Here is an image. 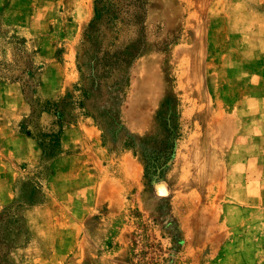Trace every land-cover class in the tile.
Returning a JSON list of instances; mask_svg holds the SVG:
<instances>
[{"label": "rangeland", "instance_id": "1", "mask_svg": "<svg viewBox=\"0 0 264 264\" xmlns=\"http://www.w3.org/2000/svg\"><path fill=\"white\" fill-rule=\"evenodd\" d=\"M191 1L0 0V264H264V0L203 6V186Z\"/></svg>", "mask_w": 264, "mask_h": 264}, {"label": "bare ground", "instance_id": "2", "mask_svg": "<svg viewBox=\"0 0 264 264\" xmlns=\"http://www.w3.org/2000/svg\"><path fill=\"white\" fill-rule=\"evenodd\" d=\"M207 1L208 0L191 1V5L193 8H191L190 19L187 26V40H189L190 43L189 46L181 49L179 53L175 55L176 57L182 58L181 67L184 73V78L181 81V83L184 89L189 91L190 94H192L191 98L195 100L194 103L201 102L202 104H204V107L199 106L200 109L197 112L193 113V116L198 120V122L199 121H201L202 123L204 122L203 131L202 132L200 131L204 139L203 141L201 140L195 143L196 148L193 149L191 153L192 155L190 154L191 158L187 156L188 161L190 163L189 165L190 168L188 167L190 170L188 169L189 170L188 172L191 171V175H193L194 179L196 177L195 180L200 186H203L209 182L211 183L212 181L217 180L219 176H221V173H219L217 169L213 171L209 170L211 169L209 168L211 167V164L207 156L208 153L205 150L207 147L206 142L208 143V138H210L209 136L210 135L219 136L218 141L219 144H221L222 141L225 140V137L231 131L230 129L231 126L229 124L230 123L229 117L227 121L225 120V118H227L225 111L224 110H221L220 112L214 111L209 98L205 95V92L202 89L203 87V81H202L203 78L201 72L202 65L200 66V64L201 62H203V60L201 61V54H202L201 45L203 41V24H204L203 15L205 13L203 6L207 3ZM170 8L171 7H169L167 10H163L161 15L165 20L166 24H170L172 20ZM139 109L140 108H138V110ZM195 160L197 161L195 162ZM186 186H188V184H186L185 187ZM202 225L203 224L200 222V226H199L200 229H202Z\"/></svg>", "mask_w": 264, "mask_h": 264}, {"label": "trees", "instance_id": "3", "mask_svg": "<svg viewBox=\"0 0 264 264\" xmlns=\"http://www.w3.org/2000/svg\"><path fill=\"white\" fill-rule=\"evenodd\" d=\"M29 135H31L30 132L27 131ZM60 133L57 134H50V135H43V140H41V145L47 150V154H52L55 152L56 148L59 147L60 143Z\"/></svg>", "mask_w": 264, "mask_h": 264}, {"label": "crops", "instance_id": "4", "mask_svg": "<svg viewBox=\"0 0 264 264\" xmlns=\"http://www.w3.org/2000/svg\"><path fill=\"white\" fill-rule=\"evenodd\" d=\"M227 138H228V135L225 137V140H227ZM225 140H224V141H225ZM209 168H211V169H209V170H212V171H213V170H216L215 167H214L213 165H212L211 167H209ZM217 170H218V169H217ZM218 171H219V170H218ZM220 177H221V176H219V178H220ZM219 178H218V179H219ZM218 179H217V180H218ZM215 181H216V180H214V181H212V182H215ZM203 223H204V224H203L204 227H203V225H202V229L199 228L200 223H199V226H198L199 230H201V231H202L205 227H207V225H208L209 223H211V221H210V219H207V218H206V219H203Z\"/></svg>", "mask_w": 264, "mask_h": 264}]
</instances>
